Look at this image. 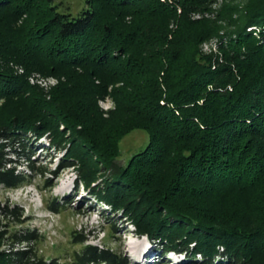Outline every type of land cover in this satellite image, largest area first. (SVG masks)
Wrapping results in <instances>:
<instances>
[{"label":"trees","instance_id":"obj_1","mask_svg":"<svg viewBox=\"0 0 264 264\" xmlns=\"http://www.w3.org/2000/svg\"><path fill=\"white\" fill-rule=\"evenodd\" d=\"M53 1L0 0V185L30 182L16 164L40 177L72 169L76 188L155 245L156 264L170 253L181 264H264V0H231L215 20L203 15L217 0H86L76 17ZM221 30L217 53L202 54ZM33 73L59 83L45 93ZM133 130L148 143L120 165ZM30 140L63 154L53 171L30 162ZM2 212L21 223L18 208ZM6 235L36 239L1 231L0 246ZM72 237L82 247L71 264H133ZM0 264L61 263L30 248L0 251Z\"/></svg>","mask_w":264,"mask_h":264},{"label":"rangeland","instance_id":"obj_2","mask_svg":"<svg viewBox=\"0 0 264 264\" xmlns=\"http://www.w3.org/2000/svg\"><path fill=\"white\" fill-rule=\"evenodd\" d=\"M230 1L217 0L213 2L210 11L205 12L203 17L215 20L222 5ZM246 1L237 0V2H242V5ZM53 5L57 6L58 12L76 17L85 9L86 0H54ZM195 17L201 18L202 15H196ZM221 24L225 26L226 23L221 22ZM223 32L221 30L218 37H212L202 43L199 46L201 53L215 55L218 49L219 37L223 35ZM22 72L21 69H18L19 74H22ZM28 82L30 85L39 87L45 93H48L58 85L59 79L33 73L28 77ZM37 82H46L47 87H43ZM98 105L105 112L113 109V103L109 98L103 101L100 100ZM40 142L30 140L24 143L27 150L26 154L35 167H46V169L53 171L57 159L63 154L48 150L47 140H41ZM147 143L148 135L145 131H131L119 143L118 163L125 165L128 159L133 154L143 150ZM39 147H45L46 150L41 151ZM11 158L14 159V157ZM18 161L22 162V157ZM23 165L24 167L18 166V170L23 169L22 172L30 179V182L18 188L15 193H17V196L21 193L18 207L24 208V218L22 217L21 223L7 222L3 219L2 224L6 222V228L2 230L7 231L10 235L11 233H18L22 229L33 231L36 239L30 245L37 255L47 260L58 259L61 264H71L73 253L78 252L82 247L75 243L72 236L81 235L85 237L86 245L110 248L128 257L133 264H145V258H150V264L161 262L160 257H158L159 254L155 251V245L145 238H140L130 220L126 219L121 212L113 216L110 215L111 212L107 205L98 204L86 190L81 192L82 186L76 188L75 173H70L73 171L72 169L59 171L56 176L46 174L40 177L34 175L26 163H23ZM65 182H67V186L63 188ZM55 200L57 201V210L52 211L49 206ZM113 226L116 228L114 231L112 230ZM143 247H146L144 252L146 256H139L138 253L144 250ZM171 258H174V256L168 255L163 261H167V264L182 263V259L173 261Z\"/></svg>","mask_w":264,"mask_h":264},{"label":"built area","instance_id":"obj_3","mask_svg":"<svg viewBox=\"0 0 264 264\" xmlns=\"http://www.w3.org/2000/svg\"><path fill=\"white\" fill-rule=\"evenodd\" d=\"M38 83V82H37ZM40 84L41 86H45L47 87V83L46 82H41V83H38ZM17 165V171H19V167H18V164ZM9 166H11L10 164H7L6 167L9 168ZM24 167V166H23ZM25 169V168H24ZM23 169H21L22 171ZM17 189H8V188H5L3 185H0V232L1 231H5V230H2L4 228H6V222H4V224H2V220H6L7 222H14V223H17L15 221H12L11 218H9L8 216H6L4 214V212H2V210L4 208H9V209H14V208H18L20 211H21V217L20 219L22 220L24 218V212H23V209L24 208H19L18 207V202L19 200H21V193L19 196H17L15 193ZM8 217V218H7ZM23 217V218H22ZM22 231V230H21ZM29 231L30 233H33V231H30V230H27ZM20 232V231H19ZM34 241L32 242H23V241H12V240H9L7 238V235L5 236V239L2 241L1 243V248H0V251L5 253V254H11L12 252H18V251H27L31 248V245ZM169 255H173V254H169ZM174 256V255H173Z\"/></svg>","mask_w":264,"mask_h":264},{"label":"bare ground","instance_id":"obj_4","mask_svg":"<svg viewBox=\"0 0 264 264\" xmlns=\"http://www.w3.org/2000/svg\"><path fill=\"white\" fill-rule=\"evenodd\" d=\"M65 186H67V182H65L64 184H63V188L65 187ZM85 200V199H84ZM141 248V247H140ZM143 249L144 250H142L141 251V253H138L139 254V256H144L145 254H144V252L146 251V247H143ZM146 256V255H145ZM152 257V256H151ZM173 261H179V260H176V259H172Z\"/></svg>","mask_w":264,"mask_h":264},{"label":"clouds","instance_id":"obj_5","mask_svg":"<svg viewBox=\"0 0 264 264\" xmlns=\"http://www.w3.org/2000/svg\"><path fill=\"white\" fill-rule=\"evenodd\" d=\"M19 166H21V167H23V165L22 164H20ZM70 173H75L74 171H72V172H70ZM75 176V175H74ZM169 255V254H168ZM168 255H166V256H168ZM158 257H159V255H158ZM166 259V257H164V260ZM172 259H174V258H171V260ZM145 261L146 262H144L145 264H150L151 262H149L150 261V258H145ZM171 263H172V261H171Z\"/></svg>","mask_w":264,"mask_h":264}]
</instances>
